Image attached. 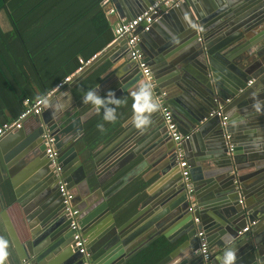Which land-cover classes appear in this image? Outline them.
<instances>
[{
	"label": "water",
	"instance_id": "1",
	"mask_svg": "<svg viewBox=\"0 0 264 264\" xmlns=\"http://www.w3.org/2000/svg\"><path fill=\"white\" fill-rule=\"evenodd\" d=\"M114 1L127 21L155 0H124L130 16L126 15L125 7L122 8V0ZM203 4L198 8L193 0H187L173 7L157 18L148 31L140 34L138 43L143 59L151 66L157 87L165 93V101L178 131L192 134L182 142V148L190 165L194 188L191 194L196 202L194 211H188L189 200L173 142L159 108L150 114V124L142 129L124 125L117 136L97 149L95 154L98 155L92 156V167L88 170L75 149L82 133L72 141L64 142L70 126L60 128L53 117L49 119L50 104L44 101L41 116L28 115L21 128L9 131L0 139V192L5 187L8 189L9 180L14 201L25 215L33 211L36 216L35 228L29 226L28 238L21 242L5 217L7 203L4 200L2 223L17 257L11 256L9 264H84L82 255L71 248L68 221L63 214L50 159L45 153L44 132L55 138L54 148L62 165V175L74 195L73 202L80 212V227L87 238V252L95 264H112L108 258L111 252L123 256L121 264H127L160 234L168 238L173 230L179 229L183 230L186 241L170 255L184 245H192V252L180 264H220L224 242L229 239L237 248L236 264H264V0H206ZM179 13L182 19H175ZM198 27L202 28L201 40H198ZM109 56L112 64L124 58L123 71L142 77L136 61L130 57L125 38L111 43L97 60ZM99 61L81 74L85 76ZM77 74L73 83L83 77ZM59 90L55 89L49 98ZM125 90L120 87L113 91L115 98ZM49 98L46 99L49 101ZM226 98L230 99L224 109L228 120L222 127L219 118L209 114ZM257 102L259 111L253 107ZM96 113L93 109L88 110L74 124L81 123L82 130V122L86 123ZM29 122L33 123L31 132ZM61 145L65 148H60ZM162 146L168 150L165 154L168 166L166 169L161 167V173L164 175L169 167H176L177 178L170 186H164L156 197L153 208L160 209L153 214L147 228H134L128 232L134 218L116 226L113 217L116 213L110 212L108 195L95 198L102 190L93 192L91 185L95 182L101 187L104 170L116 173L133 162L138 154L150 163L147 157ZM190 148L195 151L191 156L188 153ZM215 186L218 188L213 189ZM214 190L225 191L229 200L209 204ZM138 196H133L116 211V219L120 211ZM150 199L141 205L140 201L141 209L147 208ZM208 210L216 212L212 224L204 221L203 213ZM192 216L199 217L198 224L193 222ZM203 224L209 228L215 226L219 240L209 249V262L203 261L196 252V231ZM247 224H251L250 229L239 234L238 231ZM152 226L157 232L145 237L144 232ZM0 263L6 264L3 259Z\"/></svg>",
	"mask_w": 264,
	"mask_h": 264
},
{
	"label": "crops",
	"instance_id": "2",
	"mask_svg": "<svg viewBox=\"0 0 264 264\" xmlns=\"http://www.w3.org/2000/svg\"><path fill=\"white\" fill-rule=\"evenodd\" d=\"M59 1L62 2L60 3ZM205 1L206 0H193V4L199 8L204 5L203 2ZM51 2H55V0H52ZM56 2L57 5L55 7L59 8L56 14L51 15L48 13H42V7H37V12L34 13L32 17H30V26L28 27L25 24V27L28 28L23 30H14L8 15H6L5 13H0V124L6 121L14 120L24 108L23 103L25 99H36L39 97H45V99L49 98L51 92L55 90L56 85L60 81H62L64 77L70 76V81L67 82L63 87H60L59 92L55 96L49 98L50 105L51 103H55L57 101L63 104V108L59 111H54L49 105L51 108V112L48 118L51 119V117H53V121L58 122L60 128L67 124L70 126L68 130L69 133L63 138V141L66 142L72 141L81 133L83 137L86 131L84 129L85 123L83 124L82 122L81 130V123H79V125L74 124V121L78 117H81V115L86 113L88 110L93 109L90 104L82 103V97L87 90L94 88L97 89V87H99V94L101 96H104L108 91L113 92L120 87H123L126 90L116 98H119L124 94L133 97L137 86L145 83L146 81L143 78V75L141 77L137 76L136 73L132 75L131 73H125L123 71L122 63L124 61V58H120L115 64H112V62L110 61L109 58L111 56L105 57V59L101 61L97 60L99 59V55L107 50L108 46L113 43V39L109 41L103 48H101L102 40L99 39L96 41L91 37L92 33L87 28V24L89 22L86 15L81 18V23L78 24V27L77 29H75V31L64 32L58 38H54L55 35L53 33V27H56L55 25L57 24V21L62 22V16H65L67 13H69L70 9L73 10L71 5L77 4L80 6L81 4L82 7L84 6L83 0H56ZM125 2L126 1L124 0L121 1V3H123L122 8L125 7L124 9L127 11L126 15L130 16L131 12L128 11V7ZM116 3L117 2H115L114 0H109V4L107 5H103L102 3H100L101 7H103L106 19L111 28L117 22L125 20L126 18L125 15H123L124 12L120 13L121 9L119 11L117 10V7L115 6ZM111 7L113 8V12H108V9H110ZM83 8H81V10H83ZM79 9H77V12L79 11ZM24 16L25 15H21L19 16V18H24ZM174 18L182 19V15L180 13L176 14ZM66 20L67 17L64 19V21ZM163 28L162 30L164 31ZM155 32L158 33V31ZM101 57H104V55ZM79 59L93 60H91L88 65L84 66L82 70L77 71L79 67ZM95 61H99L98 65L87 72L85 76H83L81 73L83 72V74H85L86 70L93 66V63ZM146 65L151 71V66L147 62ZM76 74H80L83 77L77 82L73 83V77ZM87 78L88 80L91 79V85L88 86L85 90H81L80 88L77 90L79 92H75V87ZM152 79L154 80L153 76ZM229 103L230 100L229 102H224V108H226ZM42 113L43 110L40 114L35 116H41ZM97 114L98 113H96L95 115ZM132 114L133 110L128 114L126 111L122 113L117 123L115 122L110 124L107 130L104 131V133L107 135L111 133L110 136L105 138L103 142L93 148H85L80 143V140L82 139L81 137L75 144V149L78 153L79 159L84 164L86 162H89L90 164L91 161L93 163L92 156L96 155L97 157L98 154L95 153L99 147H102L106 142L117 136V134H119V132L124 129V125L126 126V128L133 126L131 122ZM226 114H228V110L226 111ZM32 126L33 123L29 122V132L32 131ZM191 135L192 134L190 133V138ZM209 136H211V134ZM60 148H65V146L61 145ZM167 151L168 150L166 149V147L163 149L162 146L156 152H153V155L147 157L150 160V163H147L145 159H143V157L138 154L135 156L136 158L133 162L131 161L124 167H121V169H119L116 173L110 174L107 170H104L101 175V178H103V184L101 187L95 184V182L92 183L91 190L93 192L99 190L100 188V190H102L101 192L99 191V194L95 198L100 195H102L103 197H106L108 195L107 201L110 212H112L113 214L116 213L113 215L116 226L122 225L127 221H131V219L134 218L132 226L128 228V232L134 228H147L153 214H155L160 209V207H158L157 210H155L156 208H153V203L156 200V197H158L160 192L163 191L164 186H170L174 178H177L176 167H169L164 175L161 173V167H163V169H166L168 166V156L165 157ZM188 153L191 156V153H195V151L190 148L188 150ZM158 154H160L161 156L157 157ZM186 159L188 160L187 157ZM158 167H160L158 172H155ZM135 180L139 182L151 181L150 183L148 182L147 186L142 192H138L134 195H142L140 205L148 198H151L150 203L147 204V208L145 207L144 209H141V206L138 205L136 211L129 215L127 218L120 219L118 217L116 219L117 212L119 211L118 209L124 203L114 209L111 205L112 197L117 191L123 189V187L129 186V184ZM8 182L9 180L7 181L8 189L6 190L5 187V189L2 190V193L0 192V233L3 237V241L6 240V242L11 244L7 229L2 223L1 218V211L4 209L3 199H5L7 203L5 217L7 220L9 219L11 228L19 241L23 242L28 238V230L30 229V227L35 228L36 216L34 215L33 211H29L28 215H25L23 209L17 202L14 201L15 197L12 193L11 185ZM2 184L5 185V181H2ZM216 184L219 183L216 182ZM217 188L218 187L216 186L213 187V189ZM214 191L215 193L213 195L206 194V196H212L209 200V204L214 205V203L218 204L219 202L223 203L229 200L225 191ZM201 205L204 208L203 203H201ZM207 208L209 209V206ZM203 214L205 215V223L207 224L211 221L212 224V216L214 217L216 212L208 210L206 212L204 211ZM202 228L205 231L206 239L210 249L219 241L217 239V228L215 226H211L209 228L205 224H203ZM156 229L157 228H155L154 226L150 227L144 232V236L147 237L150 233H156ZM182 233L183 230H173L168 238L165 235L160 234L158 238L165 237L170 244H175V246L169 249L168 252L162 254V256H159L157 259H153L150 264H158L164 261L163 259L165 257L169 258L162 264H180L181 261L187 259L190 252H192V245L190 244L184 245L183 248H180L175 253L170 255V253H172L178 245L186 241V236ZM3 241L2 246L0 242V262L3 259L6 264H9L11 256H14L15 259L17 258L16 253L14 252V249L12 247L13 250H11V254H6V252L3 250ZM218 254L219 252L216 253V255ZM136 255H134V257ZM108 258L109 263L121 264L123 256L119 257L115 253L111 252L108 254ZM130 260L127 262V264H130ZM99 261L103 262V260Z\"/></svg>",
	"mask_w": 264,
	"mask_h": 264
},
{
	"label": "built area",
	"instance_id": "3",
	"mask_svg": "<svg viewBox=\"0 0 264 264\" xmlns=\"http://www.w3.org/2000/svg\"><path fill=\"white\" fill-rule=\"evenodd\" d=\"M102 1L103 5L109 4V0ZM186 1L187 0H155L143 12L137 14L132 19L127 21L121 20L113 25L112 42H115L119 38L126 39L131 59L136 61L146 83H149L151 85L153 98L159 106L158 108L167 134L170 136L173 142V150L176 156L177 165L180 170L181 180L185 186L187 198L189 200L188 211L193 212L196 202L194 196L191 193L194 191V188L192 184L190 165L188 163V160L185 158V154L182 148V142L190 138V133L182 134L178 131L177 125L173 119L172 112L165 101V93L157 87L155 81L152 79L151 71L146 65V62L142 56V52L140 51L138 46V43L140 41V34L142 32L148 31L152 23L157 18L161 17L164 13H166L169 9L177 7ZM108 12H113V8L111 7L110 9H108ZM201 31L202 28L198 27V40H201ZM91 60L93 59H79V67L77 71L82 70L84 66L88 65L91 62ZM70 79V76L64 77V79L56 85L55 89L64 86L67 82L70 81ZM250 83L251 81H249V84ZM229 100V98H226L225 102H229ZM44 101L45 97L25 99L23 103L24 108L16 118L14 120L6 121L0 124V139L9 131L19 129L21 127L22 121L28 115L40 114ZM224 109V104H218L217 108L209 114L210 116H217L222 127L226 126L228 120L227 116L224 114ZM42 137L45 145V153L50 159V167L57 182V191L61 200L63 214L68 221V230L72 238L71 248L82 255L84 264H95L91 260L90 254L87 252V238L85 237L80 227L79 210L75 207V204L73 202L74 195L68 188L67 182L62 175V166L58 162L57 151L54 148L55 138L47 132H44ZM225 137H229V135L225 134ZM231 147L232 146L230 145L229 149H231ZM239 202H241V199L239 200ZM192 218L194 223H199L198 216H192ZM253 223L254 222H252V224ZM250 227L251 224H247L240 231H238V233L242 234L244 232H247ZM196 237V252L199 254L203 261L209 262V260H211V254L203 228L200 227L199 229H197Z\"/></svg>",
	"mask_w": 264,
	"mask_h": 264
},
{
	"label": "trees",
	"instance_id": "4",
	"mask_svg": "<svg viewBox=\"0 0 264 264\" xmlns=\"http://www.w3.org/2000/svg\"><path fill=\"white\" fill-rule=\"evenodd\" d=\"M52 1V0H51ZM50 0H0V13H5L8 15L12 27L14 30H23L30 26V17L37 12V7L41 8L42 13H48L51 15L56 14L59 10L57 2H51ZM84 8L77 4L71 5L72 9H70L69 13L65 16H62V22L57 21L56 27H53L54 30V38H58L62 33L75 31L77 29L78 24L81 23V18L86 15L88 18L87 28L91 31L93 40H102L103 48L109 41L113 39L112 28L109 25L103 7H101L100 3L102 0H83ZM36 2V3H35ZM60 2V1H59ZM62 2V1H61ZM60 2V3H61ZM77 3V2H76ZM80 8V9H79ZM83 8V10H81ZM77 9L79 11L77 12ZM24 16V18H19V16ZM69 15V16H67ZM67 17V20L64 19ZM61 22V23H60ZM26 26L28 27H25ZM90 81V82H89ZM91 79H84L80 84H76L74 91H77L81 88V90H85L88 86L91 85ZM63 87V86H62ZM122 101L121 107L117 109V116L120 119V116L125 111L130 113L134 108V96H127L126 94L119 97ZM123 116V115H122ZM116 121V123H117ZM97 123H104L105 131L107 130L110 123L102 121V112L98 113L94 117H92L89 121L84 124V129L86 130L80 143L85 147H95L99 145L101 142L105 140L110 134L100 133L96 128ZM112 124V123H111ZM91 164V163H90ZM89 162H86L85 165L88 170H91V165ZM149 181H133L129 184V186L123 187V189L117 191L112 197V207L115 209L128 201L132 196L137 194L138 192H142L144 188L147 186ZM151 182V181H150ZM149 182V183H150ZM142 195L134 199L130 202L126 207H124L118 217L120 219L127 218L129 215L134 213L141 201ZM117 217V218H118ZM175 244H170L169 241L165 237H160L154 242H152L149 246H147L144 250L139 252L135 257L130 260V264H150L153 259H157L162 254L168 252Z\"/></svg>",
	"mask_w": 264,
	"mask_h": 264
},
{
	"label": "clouds",
	"instance_id": "5",
	"mask_svg": "<svg viewBox=\"0 0 264 264\" xmlns=\"http://www.w3.org/2000/svg\"><path fill=\"white\" fill-rule=\"evenodd\" d=\"M45 103H50L47 99ZM82 103L90 104L97 113L102 112V121L107 123H115L118 119L117 109L121 107L122 101L120 98H115L112 91H108L104 96H101L97 89H89L82 97ZM51 108L54 111H59L63 108V104L59 101L51 103ZM158 104L153 98L152 88L149 83H142L137 86L134 93V108L131 122L134 127L142 129L150 124V114L158 109ZM253 107L259 111V103H254ZM96 128L100 133L105 131L104 123H97ZM237 248L232 243L231 239L224 242V251L220 259V264H236Z\"/></svg>",
	"mask_w": 264,
	"mask_h": 264
},
{
	"label": "flooded vegetation",
	"instance_id": "6",
	"mask_svg": "<svg viewBox=\"0 0 264 264\" xmlns=\"http://www.w3.org/2000/svg\"><path fill=\"white\" fill-rule=\"evenodd\" d=\"M4 200H5V199H3V201H4ZM5 202H6V200H5ZM79 215H80V212H79ZM64 217H65V215H64ZM65 219H66V217H65ZM66 221H67V220H66ZM79 222H80V218H79ZM67 231L69 232V230H67ZM69 236H70V233H69ZM2 238H3V237H2V235H1V233H0V242H1V246H2V241H3ZM3 250L6 252V254L8 253V255L10 254L9 251L11 252V250H13L11 244H9L8 242H6V240L3 241Z\"/></svg>",
	"mask_w": 264,
	"mask_h": 264
},
{
	"label": "rangeland",
	"instance_id": "7",
	"mask_svg": "<svg viewBox=\"0 0 264 264\" xmlns=\"http://www.w3.org/2000/svg\"><path fill=\"white\" fill-rule=\"evenodd\" d=\"M103 1H101V3H102Z\"/></svg>",
	"mask_w": 264,
	"mask_h": 264
}]
</instances>
